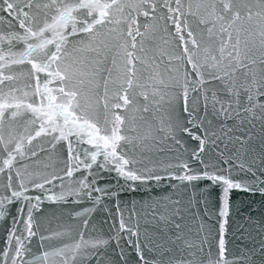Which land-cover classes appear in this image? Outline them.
Masks as SVG:
<instances>
[{"label":"snow or ice","instance_id":"6c2138e0","mask_svg":"<svg viewBox=\"0 0 264 264\" xmlns=\"http://www.w3.org/2000/svg\"><path fill=\"white\" fill-rule=\"evenodd\" d=\"M0 264H264V0H0Z\"/></svg>","mask_w":264,"mask_h":264},{"label":"water","instance_id":"95a60500","mask_svg":"<svg viewBox=\"0 0 264 264\" xmlns=\"http://www.w3.org/2000/svg\"><path fill=\"white\" fill-rule=\"evenodd\" d=\"M195 2V0H193ZM146 119L151 120V116L147 115ZM259 123L256 124L257 132L259 130ZM229 129H232V125H228ZM242 131V129H241ZM228 135H240V131H229L227 133ZM157 146H153L152 152H147L145 155L149 159H163L165 156L170 155L169 152L165 151L166 145L160 144L158 145L159 149L162 151H155V148ZM222 147V145H221ZM212 151H216V149H212ZM144 190H141L139 193H137L135 196H132L133 199L140 200L141 195L143 194ZM161 193H153V195H158ZM131 196V194H129ZM127 199V197H125ZM174 199L176 197H173ZM144 199H147V196H144ZM232 199L236 201V210L232 213V219L230 220V224L232 225L231 228H229L228 233L225 235V239L228 242L229 249L233 252H236L237 254L240 253L241 249L250 246V242L245 238V236L242 234L245 228H251L253 226L245 224V218L248 215L249 206L251 205L253 209H255L259 203L260 195L259 193L252 194V193H246L243 191H234ZM218 211V209H217ZM253 215H256V212L253 211ZM205 223H214V221H205ZM188 229L190 230L191 239L193 241L198 240L199 233L197 232V225L195 221L188 224ZM215 234V232H214Z\"/></svg>","mask_w":264,"mask_h":264}]
</instances>
